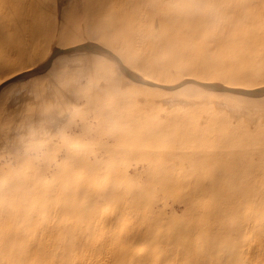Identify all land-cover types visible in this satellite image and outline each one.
<instances>
[{"label": "rangeland", "instance_id": "obj_1", "mask_svg": "<svg viewBox=\"0 0 264 264\" xmlns=\"http://www.w3.org/2000/svg\"><path fill=\"white\" fill-rule=\"evenodd\" d=\"M31 1L33 25L0 0V264H264V0Z\"/></svg>", "mask_w": 264, "mask_h": 264}, {"label": "bare ground", "instance_id": "obj_2", "mask_svg": "<svg viewBox=\"0 0 264 264\" xmlns=\"http://www.w3.org/2000/svg\"><path fill=\"white\" fill-rule=\"evenodd\" d=\"M5 3H3V8L5 11V14H9V15H14L16 21L19 22H27L33 25V19L31 17V14H23L22 9H24L25 7H30L31 11L34 10V7L30 6L32 5L34 2L31 0H4ZM37 1V0H36ZM41 1V0H39ZM69 1V2H68ZM66 3L65 7H68L70 2V8L72 9V11L74 12V14H80L81 13V0H68ZM110 4H113L115 9L117 10V14H123L125 13L127 15V19L131 16V13H126L125 11H123V9L121 8V4H119V0H110ZM43 2V1H42ZM65 7L60 10L61 13V17L63 15V10H65ZM42 7H40L41 10ZM129 22V20H128ZM128 27H130V25H128ZM57 26L53 27V26H39V29L37 30H33L32 31V36L36 35V38L33 39V43L32 45L28 46V49L26 50H20L17 49L15 52H13L12 56L9 58V60L12 61L13 64L16 63V66L18 69H30L31 67L35 66L37 63H39L40 61L44 60V59H48L50 54H51V50H52V42H49V40L51 39V36H55L56 31H57ZM27 30H29V28H27ZM93 30V29H92ZM90 30L92 36H94L93 31ZM58 33V31H57ZM27 35V39L29 38V35ZM55 49V48H54ZM3 61H0V64H2ZM76 77V76H75ZM79 78V77H77ZM76 78V80L78 81V79ZM73 79H75L73 77ZM59 83L65 85H68L70 83V77L69 76H61L59 78ZM250 91V90H249ZM179 179L176 181L177 183H179ZM201 190V189H200ZM204 191L203 189L199 192L200 194H202ZM9 191L7 193H3L0 192V216L2 217L3 214H5L8 209L6 208V205L3 204V200H6L7 196H8ZM18 195H14V199H16ZM48 200V199H47ZM2 202V203H1ZM46 205V204H45ZM46 208V207H45ZM120 209V207H118ZM125 212H129L128 207L126 206L125 208ZM9 214V213H8ZM101 215H99V220L96 223V231H100L104 224L108 225V226H114L116 225V213L112 215V218L110 220L106 219L105 215L102 216V218L100 219ZM51 218V212L49 213H43L42 211H39L37 214L31 216L30 218H28L27 220H24L25 223L22 222L21 225L23 226H19L18 225V231H16V234L13 236V238H8V244L9 241L10 243H12L13 241H19L21 238H26L28 235V232H20L21 228L23 227L24 229L28 230V231H34L35 234L37 233V230L43 229V225L44 223L48 222ZM125 220L122 219V217H120V222H117V224L119 226H122L124 224ZM64 223V222H62ZM68 228H70L68 226ZM23 230V229H22ZM59 237H60V243H61V251L62 253L66 256L67 255V259L70 260L71 255H76V251L75 248H80L82 246L84 247H88L89 242L87 240H85L83 237H81L80 241L77 240H73L70 238V233L69 230H67V228H63L61 231H59ZM120 238V237H119ZM106 241H108V239H106ZM34 244H36V241L34 242ZM144 248V246H141ZM41 256V254L36 253L35 255L31 256V259H38V257ZM132 256V255H131ZM130 254L127 255L126 258H129ZM27 259V258H26ZM26 259H24V261H26ZM76 264H92L90 261L89 262H85V261H81V260H77Z\"/></svg>", "mask_w": 264, "mask_h": 264}]
</instances>
